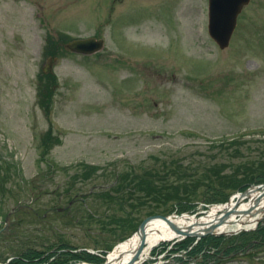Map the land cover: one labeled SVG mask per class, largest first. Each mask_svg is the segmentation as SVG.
Wrapping results in <instances>:
<instances>
[{"label":"rangeland","instance_id":"rangeland-1","mask_svg":"<svg viewBox=\"0 0 264 264\" xmlns=\"http://www.w3.org/2000/svg\"><path fill=\"white\" fill-rule=\"evenodd\" d=\"M208 26L209 0H0V264H100L160 201L136 181L123 209L105 208L98 193L120 174L162 188L157 211L170 215L264 185V0L244 6L224 50ZM90 37L103 51L67 50ZM237 232L182 264H264V220ZM246 240L254 247L238 252Z\"/></svg>","mask_w":264,"mask_h":264},{"label":"water","instance_id":"water-1","mask_svg":"<svg viewBox=\"0 0 264 264\" xmlns=\"http://www.w3.org/2000/svg\"><path fill=\"white\" fill-rule=\"evenodd\" d=\"M250 0H210L209 6V33L211 37L218 43L221 49H226L231 41L233 33L237 26L238 16L240 15L242 9L246 4L249 3ZM104 47L103 41H97L94 38L91 39H82L76 40L71 42L66 46V48L73 52L82 55H92L101 51ZM260 189V193L258 195L253 196L249 195V191L243 193L241 198L239 199L238 203L245 197L249 195L250 203L254 205V208L251 207L249 210L242 211L239 209L237 205L230 208L227 211H224L221 214H218L216 218L213 220L211 227L206 228L207 235L215 234L216 230L221 228L224 223L229 221L232 216H237L238 219L233 222L239 223L242 222L243 219H247L250 217H254L256 215L257 209L260 207V200L264 198V185L258 186ZM263 191V192H261ZM154 219H161L166 221L172 226V229L177 233V236H184V237H196L202 238L205 235H201V231L198 232H191L189 229L188 231H182L177 226L173 225L169 218L166 216H152L143 221L139 228V234L143 241H145L146 231L145 229L150 224V222ZM258 222H261L259 219ZM210 226V225H209ZM6 231V228L0 231V235ZM141 254V251L138 253ZM137 261V260H136ZM109 264V263H106ZM135 264V263H134Z\"/></svg>","mask_w":264,"mask_h":264},{"label":"bare ground","instance_id":"bare-ground-1","mask_svg":"<svg viewBox=\"0 0 264 264\" xmlns=\"http://www.w3.org/2000/svg\"><path fill=\"white\" fill-rule=\"evenodd\" d=\"M255 190L256 188L251 191L250 195H252ZM256 192L257 193L253 196L258 195L259 191L256 190ZM244 203L242 205V210H249L251 207L254 208V205L252 203ZM259 203L260 209L258 211V215H264V198L260 200ZM232 205L233 204H231L230 206ZM221 210H223L222 207H215L211 211V217H205L199 220H197V218L195 217L188 216L180 218L172 216L169 217V220L173 225L177 226L182 231L186 232L190 229L193 232L202 231V233L206 234V228H209L208 224ZM235 221L236 219H229L228 222L226 221L223 227L218 230V233H227L238 230L241 232H249L251 230H254V225L257 222V220L253 221L252 219L249 221L244 220L239 224H236V226H232V223ZM145 231V241H143L140 234L137 233L135 236L126 240L125 242L120 244L114 251H112L108 256L109 264H143L149 259V257L151 256V252L162 242L167 240H174L177 236V233L172 229V226L161 219L152 220ZM140 251L141 254H139L138 256V253Z\"/></svg>","mask_w":264,"mask_h":264},{"label":"trees","instance_id":"trees-1","mask_svg":"<svg viewBox=\"0 0 264 264\" xmlns=\"http://www.w3.org/2000/svg\"><path fill=\"white\" fill-rule=\"evenodd\" d=\"M259 171H260V169H259ZM259 174H260V176H261V178L262 177H264V169H262L260 172H259ZM144 176H142V178H139V175H136L135 177H133V178H131L130 176H125V177H123L122 179H120L119 180V184H118V186L117 187H115V189L112 191V192H108L107 194H105L104 196H102L101 198H99V200H104V201H107V204L106 205H104L105 206V208H107V209H111L112 207H113V205H115V204H119L120 206H121V209H123V207H124V205H123V203H119V201H118V199L120 200V198L121 197H117L118 195H121L122 193H124V192H126V191H129V190H131V189H129V187H131V184H132V181H134V183L137 181L138 182V184L140 185V187L138 188V192H142V193H145V196L147 195V196H149V197H152L153 198V200L154 201H156L157 199L158 200H160L159 202H157V204H158V206H157V208H155V209H153V208H151L150 209V211L148 212V215L150 214V215H152V214H166V212H164V211H157L158 209H162V206L163 205H165L166 203H167V200L166 199H162V198H160L161 197V194H160V192L159 191H161V189L159 190L158 188H155L154 186H152V185H154V182H151V181H149L148 179H146V182H145V180H144ZM260 179V178H259ZM254 181H256L255 179H253ZM252 180V181H253ZM251 181V182H252ZM257 183H259L258 181H256ZM247 183H249L250 184V182H247ZM151 184V185H150ZM222 184H224V183H222ZM248 184V185H249ZM247 185V186H248ZM222 186H225V185H222ZM227 186L228 187H225V188H237V187H239V186H234V185H232L231 183H229V184H227ZM230 186V187H229ZM148 187L150 188L149 190H148V193H146V192H144L143 190H146V189H148ZM142 188V189H141ZM145 188V189H144ZM224 187H222L221 189H218V190H215V194H219V193H222V196L224 197V199L227 197V195H224L223 194V192H224V189H225ZM243 190V189H242ZM134 191H136L135 189H134ZM216 197H219V196H216ZM132 198H134V195H132L131 194V196H130V200L132 199ZM146 199H149V198H147L146 197ZM179 199V198H178ZM177 199V200H178ZM181 201H185V198H180V200H179V202H181ZM188 201H190V199L188 198ZM181 204V203H180ZM143 205V204H142ZM183 206V205H182ZM108 217H107V219H109V222L110 223H106V224H112L113 222H114V220L117 218L116 216H111V218L109 217V215H107ZM116 220H118V219H116ZM79 221H81V220H79ZM95 221H97V218H96V216H94V215H91L90 217H89V220H86V222H87V224L89 225V224H91L92 222H95ZM116 222H119V223H122L123 224V226L122 227H124V229L126 230V229H129V227H134V229H135V226L136 225H134V224H137V221L136 220H134V218H129V219H124L123 221H120V220H118V221H116ZM81 223L83 224V225H85V223H83L82 221H81ZM126 223H128V224H126ZM131 223V225H129ZM121 226V225H120ZM123 229V230H124ZM213 238V237H212ZM212 238H208V240H212ZM203 241H205V240H203ZM191 243H193V240L192 239H188V241H186L185 242V244H191ZM246 245H245V242H243V245H241L240 243H238V245L237 246H235V248L238 250V252H246L249 248H252V247H254L253 245H255L254 244V242H253V244H252V240H246ZM200 246V247H199ZM199 246L198 247H196V248H199V249H202V250H206L207 248H208V246H209V244H207L206 242H201L200 244H199ZM231 250H227V253H229ZM237 252V253H238ZM34 253H35V251H34ZM34 255V254H33ZM29 256V255H28ZM89 256V255H88ZM34 257H35V259L37 258L35 255H34ZM91 257V256H90ZM207 258H209L208 256H206ZM20 258V257H19ZM30 258H33V256H31ZM27 263V261L24 259V257H22V258H20L19 259V263ZM34 260H32V261H28V264H34ZM103 262V261H102ZM101 263V262H100Z\"/></svg>","mask_w":264,"mask_h":264},{"label":"flooded vegetation","instance_id":"flooded-vegetation-1","mask_svg":"<svg viewBox=\"0 0 264 264\" xmlns=\"http://www.w3.org/2000/svg\"><path fill=\"white\" fill-rule=\"evenodd\" d=\"M64 199V197L61 199V200H63ZM82 200H84V199H82ZM77 204H80V198L79 197H74L69 203H68V208L69 207H73V206H75V205H77ZM70 205V206H69Z\"/></svg>","mask_w":264,"mask_h":264}]
</instances>
